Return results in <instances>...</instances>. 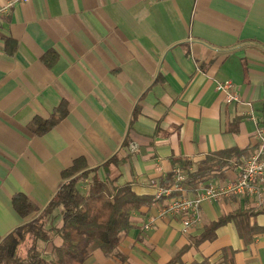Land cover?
I'll list each match as a JSON object with an SVG mask.
<instances>
[{
  "label": "crops",
  "instance_id": "obj_1",
  "mask_svg": "<svg viewBox=\"0 0 264 264\" xmlns=\"http://www.w3.org/2000/svg\"><path fill=\"white\" fill-rule=\"evenodd\" d=\"M227 79L240 102H225L215 89ZM62 102L66 115L49 130L32 124ZM258 123L264 125V0L16 3L0 14V237L34 216H21L12 196L42 208L77 158L92 168L126 153L111 177L153 195L166 188L174 158L197 161L231 147L245 148L247 158L258 148ZM125 138L136 151L129 143L120 149ZM97 172L106 177L103 168ZM237 174L238 165L212 181ZM167 198L132 213L114 253L97 249L85 263L165 264L180 255L174 264H264V209L254 200H204L189 228L181 216L165 215L143 229ZM241 211L252 212L249 231L241 235L231 219L199 241L208 224ZM52 224L61 225L58 211Z\"/></svg>",
  "mask_w": 264,
  "mask_h": 264
},
{
  "label": "trees",
  "instance_id": "obj_2",
  "mask_svg": "<svg viewBox=\"0 0 264 264\" xmlns=\"http://www.w3.org/2000/svg\"><path fill=\"white\" fill-rule=\"evenodd\" d=\"M65 115L66 106L62 102L49 118L35 117L32 124L45 132ZM134 116L135 113L131 120ZM128 143L129 139L125 138L120 149L124 151ZM246 155L245 148L231 147L209 152L197 161L174 158L172 163L184 174V188L196 191L203 183L222 178L228 169L241 164ZM126 160V153L123 156L115 153L102 164L87 168L83 159L77 158L63 171L65 181L42 208L33 205L23 194H14V209L21 216L31 213L34 216L0 237V264H86L97 249L106 255L114 253L132 227V213L150 206L155 194H139L131 182L119 183L118 176L111 177L110 167H119ZM99 168H103L105 178L99 177ZM173 182L171 171L162 186L170 187ZM56 210L61 220L58 227L52 224ZM251 213L241 211L219 217L205 227L199 241L212 239L216 228L231 219L242 235L244 230H250L247 219ZM56 237L61 240L59 245L54 242ZM179 256L165 264H174ZM199 264L211 263L204 259Z\"/></svg>",
  "mask_w": 264,
  "mask_h": 264
},
{
  "label": "built area",
  "instance_id": "obj_3",
  "mask_svg": "<svg viewBox=\"0 0 264 264\" xmlns=\"http://www.w3.org/2000/svg\"><path fill=\"white\" fill-rule=\"evenodd\" d=\"M27 1L29 0H4V3L0 4V14L7 13L9 8L16 3ZM215 89L222 94L223 100L227 103L241 101L234 83L229 79L217 81ZM255 135L259 139L258 148L238 166L239 174L226 180L208 181L200 185L193 196L187 194L182 184L185 178L183 172L180 168L174 167L172 169L173 184L168 188L158 190L153 196L154 200L160 199L162 195L168 198L157 209L156 215L148 218L143 229L151 228L156 217L165 215L181 216L183 228H189L199 221V205L202 201L219 200L231 195L252 199L258 208L264 209V125L258 123ZM128 149L136 151L137 144L130 142ZM172 191H178L179 194L171 195Z\"/></svg>",
  "mask_w": 264,
  "mask_h": 264
},
{
  "label": "rangeland",
  "instance_id": "obj_4",
  "mask_svg": "<svg viewBox=\"0 0 264 264\" xmlns=\"http://www.w3.org/2000/svg\"><path fill=\"white\" fill-rule=\"evenodd\" d=\"M203 157H204V156H203ZM203 157H202V158H203ZM239 165H240V164H239ZM239 165H238V166H239ZM219 181H220V180H219Z\"/></svg>",
  "mask_w": 264,
  "mask_h": 264
}]
</instances>
